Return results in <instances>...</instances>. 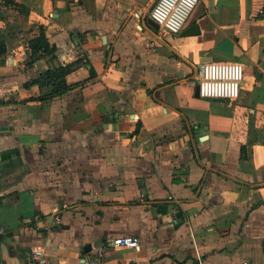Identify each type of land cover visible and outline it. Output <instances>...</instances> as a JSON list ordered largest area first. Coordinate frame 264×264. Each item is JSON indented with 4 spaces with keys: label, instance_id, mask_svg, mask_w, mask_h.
Masks as SVG:
<instances>
[{
    "label": "crops",
    "instance_id": "obj_1",
    "mask_svg": "<svg viewBox=\"0 0 264 264\" xmlns=\"http://www.w3.org/2000/svg\"><path fill=\"white\" fill-rule=\"evenodd\" d=\"M15 1L27 16L0 5V264L98 247L102 264H264V0H198L170 36L157 0ZM42 28L54 66L87 63L37 101L23 85L52 58L25 67ZM224 62L244 68L238 98L196 95L198 65Z\"/></svg>",
    "mask_w": 264,
    "mask_h": 264
},
{
    "label": "built area",
    "instance_id": "obj_2",
    "mask_svg": "<svg viewBox=\"0 0 264 264\" xmlns=\"http://www.w3.org/2000/svg\"><path fill=\"white\" fill-rule=\"evenodd\" d=\"M198 4V0H157L150 12V18L157 24L163 35H177L182 32L185 23ZM259 14L263 13L260 9ZM198 96L208 100L233 102L239 96L240 84L244 77V68L234 62L202 63L198 65ZM138 120V117H134ZM171 201L173 198H167ZM59 223V217L55 216ZM111 249L125 247L139 251V242L131 237H117L107 243ZM104 249L94 248L92 254L82 258L80 264H102ZM29 264H52L41 248H35L30 254Z\"/></svg>",
    "mask_w": 264,
    "mask_h": 264
},
{
    "label": "trees",
    "instance_id": "obj_3",
    "mask_svg": "<svg viewBox=\"0 0 264 264\" xmlns=\"http://www.w3.org/2000/svg\"><path fill=\"white\" fill-rule=\"evenodd\" d=\"M0 5L5 8H10L17 11L19 14L27 16L29 13L28 8L17 3L15 0H0ZM44 28L40 30L37 37L28 43L26 51L25 67L31 68L38 61H46L47 57H52L47 64L50 66L45 69L39 76L23 85L24 88L31 86H38L40 95L35 99L37 101H46L54 97H61L71 90L67 84L66 78L71 74L74 69L83 66L87 63L85 56L80 55L73 63L54 66L55 48L49 43ZM84 36H80L79 40H84ZM6 54L4 44H0V55ZM91 76H94L93 71Z\"/></svg>",
    "mask_w": 264,
    "mask_h": 264
},
{
    "label": "water",
    "instance_id": "obj_4",
    "mask_svg": "<svg viewBox=\"0 0 264 264\" xmlns=\"http://www.w3.org/2000/svg\"><path fill=\"white\" fill-rule=\"evenodd\" d=\"M151 21H152V24L157 28L158 26H157V24L151 19ZM190 32H196L197 33V31H196V28H191L190 30H189ZM188 31V32H189ZM196 95H198V87H196Z\"/></svg>",
    "mask_w": 264,
    "mask_h": 264
}]
</instances>
